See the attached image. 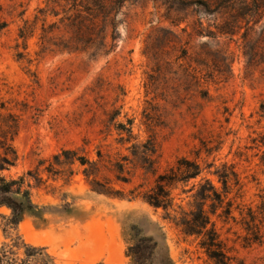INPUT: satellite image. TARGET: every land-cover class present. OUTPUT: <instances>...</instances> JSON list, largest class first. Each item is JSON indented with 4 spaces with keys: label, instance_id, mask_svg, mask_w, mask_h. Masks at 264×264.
Masks as SVG:
<instances>
[{
    "label": "rangeland",
    "instance_id": "rangeland-1",
    "mask_svg": "<svg viewBox=\"0 0 264 264\" xmlns=\"http://www.w3.org/2000/svg\"><path fill=\"white\" fill-rule=\"evenodd\" d=\"M197 2L215 9L0 0V176L22 178L32 204L17 225L0 207V264H132L143 236L155 263L215 264L143 200L181 158L220 192L213 173H235L231 217L212 220L231 264H264V14ZM198 181L172 191L176 216ZM249 209L263 217L251 231Z\"/></svg>",
    "mask_w": 264,
    "mask_h": 264
},
{
    "label": "trees",
    "instance_id": "trees-1",
    "mask_svg": "<svg viewBox=\"0 0 264 264\" xmlns=\"http://www.w3.org/2000/svg\"><path fill=\"white\" fill-rule=\"evenodd\" d=\"M240 4L241 11L240 17L246 19L247 17L261 18L264 14V0H213L214 10L210 9V3L197 2L203 6L206 11H216L222 5L229 3ZM226 33V32H225ZM131 134V130H127ZM4 163L9 165L7 160ZM4 164L0 165V172L5 170ZM203 168L195 161L188 158H181L177 161L176 165L159 175L155 181L154 186L147 191L143 200L153 207L154 209H162L167 218L178 228L186 237H195L198 239L199 247L205 252L210 260L215 264H231L232 258L228 256L225 245L220 239L215 223L212 220L213 216L231 217L232 201H225L229 193L230 178L236 175L228 167L223 166L221 170L215 171L213 174L218 178V182L222 186L220 192L213 183L202 177ZM193 183L189 190H182L183 194L192 193L191 209L189 212L181 213L176 216L175 198L172 191L177 189L178 186H187L191 181ZM22 178L18 180H6L5 177L0 176V207L7 206L12 211L11 224H19L27 209L32 208L28 191L22 190ZM236 181V185H238ZM18 196L20 198H18ZM178 208H180L178 206ZM221 213L218 214V211ZM171 212L174 216L170 218ZM247 217L242 219L244 228L251 231L253 228H258V217L253 211L248 210ZM260 214L264 215V208H261ZM259 223V224H260ZM159 250L158 242L148 236L140 237L139 240L127 250V257L131 258L132 264H171V259L166 255L158 263L153 261L155 254Z\"/></svg>",
    "mask_w": 264,
    "mask_h": 264
}]
</instances>
